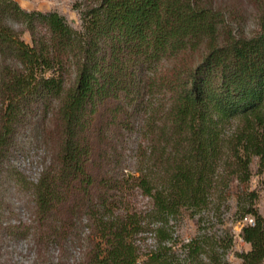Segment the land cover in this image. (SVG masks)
Instances as JSON below:
<instances>
[{"label":"trees","instance_id":"trees-1","mask_svg":"<svg viewBox=\"0 0 264 264\" xmlns=\"http://www.w3.org/2000/svg\"><path fill=\"white\" fill-rule=\"evenodd\" d=\"M249 3L75 0V27L0 0V238L1 181L20 174L10 158L31 130L50 152L36 181L17 176L34 217L10 232L30 235L38 258L56 248V264H178L170 221L188 214L200 230L234 196L238 220H254L240 264H264L249 188L254 162L264 176V0Z\"/></svg>","mask_w":264,"mask_h":264},{"label":"rangeland","instance_id":"rangeland-1","mask_svg":"<svg viewBox=\"0 0 264 264\" xmlns=\"http://www.w3.org/2000/svg\"><path fill=\"white\" fill-rule=\"evenodd\" d=\"M22 7L33 10L49 11L56 10L64 14L68 21L75 27L80 26V16L73 4L75 0H17ZM243 1L250 8L249 0ZM248 27H252L249 20ZM24 38L30 41V35L26 33ZM49 147L43 141L41 132L31 130L22 134L19 138L17 150L10 158V166L17 170L28 181H36L39 177L44 160L49 155ZM253 176L250 189H257L259 193L258 206L264 214V176L257 173L256 162L252 164ZM15 175L5 176L2 182V205L5 215L3 226L5 229L0 238V255L13 263L32 264L37 257L30 235L11 234V226L16 225L15 230L22 231L25 226L32 223L34 217L32 196L25 184L18 180ZM238 190L237 184L232 185L233 193ZM149 200L140 196L138 204L144 206ZM222 215L219 218L206 217V221L197 223L198 217L185 214L183 218L173 219L169 226L172 230L171 237L166 243L173 246L176 252L178 264H240L238 254L250 249V244L242 237L243 225L248 222L246 218L238 220L236 214V199L229 196L222 207ZM8 228V229H7ZM227 231V233H226ZM229 236H232L231 247H226ZM204 240L205 246L199 254L190 251L187 244L193 239ZM157 243L153 233H149L142 247L144 250L152 248ZM75 256L79 255V249L73 251ZM60 254L58 249L52 248L47 255L37 257L40 264H56ZM215 258V259H213ZM72 262V261H71Z\"/></svg>","mask_w":264,"mask_h":264},{"label":"built area","instance_id":"built-area-1","mask_svg":"<svg viewBox=\"0 0 264 264\" xmlns=\"http://www.w3.org/2000/svg\"><path fill=\"white\" fill-rule=\"evenodd\" d=\"M246 219H247L250 223H254L253 218H251V217H247Z\"/></svg>","mask_w":264,"mask_h":264}]
</instances>
